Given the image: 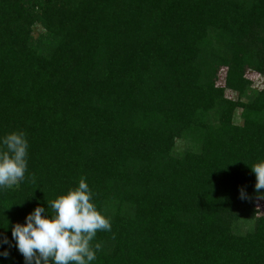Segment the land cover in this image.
<instances>
[{
    "label": "trees",
    "instance_id": "1",
    "mask_svg": "<svg viewBox=\"0 0 264 264\" xmlns=\"http://www.w3.org/2000/svg\"><path fill=\"white\" fill-rule=\"evenodd\" d=\"M248 71L264 77V0H0V136L29 143L0 190V264H24L12 226L81 178L112 225L93 264H264Z\"/></svg>",
    "mask_w": 264,
    "mask_h": 264
},
{
    "label": "clouds",
    "instance_id": "2",
    "mask_svg": "<svg viewBox=\"0 0 264 264\" xmlns=\"http://www.w3.org/2000/svg\"><path fill=\"white\" fill-rule=\"evenodd\" d=\"M29 143L23 131L0 136V190L18 185L25 179L28 167ZM255 174V191L264 199V160L251 167ZM241 198L246 192L240 189ZM38 204L25 217L24 223L11 228L15 247L24 264H93L100 244H92L98 231H111L110 219L98 210L93 192L84 178L48 202ZM49 208L52 210L49 213ZM10 245L9 238L0 234V245ZM8 249L0 256L8 257Z\"/></svg>",
    "mask_w": 264,
    "mask_h": 264
},
{
    "label": "rangeland",
    "instance_id": "3",
    "mask_svg": "<svg viewBox=\"0 0 264 264\" xmlns=\"http://www.w3.org/2000/svg\"><path fill=\"white\" fill-rule=\"evenodd\" d=\"M40 31V26H36L35 30H34V35H37L38 32ZM246 76L251 80L253 87L255 88H261L264 86V77L260 76L257 73H253L251 71H248ZM218 85H223L224 83V71L221 70L218 74V80H217ZM227 96H232V97H236V94L231 92V91H227L226 92ZM239 115V111L237 110L234 114V121L237 123L241 122ZM183 147V142L181 140H177L176 143V148L177 149H181ZM254 205L261 207V204L259 201L254 202H247L243 204V213L244 215L242 216L241 222L239 224V228L244 231L245 229H248V227H250L252 225V215H250V213L248 212V210L253 209Z\"/></svg>",
    "mask_w": 264,
    "mask_h": 264
}]
</instances>
